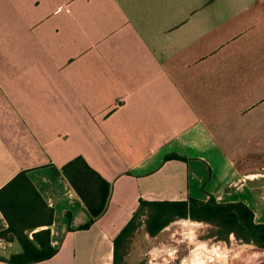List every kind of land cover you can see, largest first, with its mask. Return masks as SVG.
<instances>
[{
  "label": "crops",
  "instance_id": "obj_1",
  "mask_svg": "<svg viewBox=\"0 0 264 264\" xmlns=\"http://www.w3.org/2000/svg\"><path fill=\"white\" fill-rule=\"evenodd\" d=\"M263 106L264 0H0V188L28 170L55 208L31 264H114L141 200L264 198ZM78 155L112 185L84 229Z\"/></svg>",
  "mask_w": 264,
  "mask_h": 264
},
{
  "label": "trees",
  "instance_id": "obj_2",
  "mask_svg": "<svg viewBox=\"0 0 264 264\" xmlns=\"http://www.w3.org/2000/svg\"><path fill=\"white\" fill-rule=\"evenodd\" d=\"M182 158L177 153L167 158ZM63 171L89 208L92 218L80 226L89 228L106 209L111 182L95 169L83 155L63 165ZM0 210L9 226L0 236L17 239L22 251L5 260L13 264H31L52 258L58 248L52 243L55 208L51 206L29 176L22 170L0 188ZM179 218L206 221L216 227L214 236L227 240L231 234L247 244L264 249V221L256 219L255 210L243 200L220 201L190 196L183 200H141L133 216L115 238L114 264H126L127 244L137 230L157 235Z\"/></svg>",
  "mask_w": 264,
  "mask_h": 264
},
{
  "label": "rangeland",
  "instance_id": "obj_3",
  "mask_svg": "<svg viewBox=\"0 0 264 264\" xmlns=\"http://www.w3.org/2000/svg\"><path fill=\"white\" fill-rule=\"evenodd\" d=\"M225 150L230 153L227 147ZM248 200L257 220L264 221L262 193L255 192ZM215 232L213 224L192 218L176 219L155 236L142 225L127 244L126 264H254V255L262 248L244 243L233 234L221 239L214 236ZM245 258H252V262L246 263Z\"/></svg>",
  "mask_w": 264,
  "mask_h": 264
},
{
  "label": "flooded vegetation",
  "instance_id": "obj_4",
  "mask_svg": "<svg viewBox=\"0 0 264 264\" xmlns=\"http://www.w3.org/2000/svg\"><path fill=\"white\" fill-rule=\"evenodd\" d=\"M261 256L258 254V252L254 255V264H264V259L263 260H260V261H257L256 259H259ZM263 258V257H261ZM245 262L246 263H250L252 262V258H245Z\"/></svg>",
  "mask_w": 264,
  "mask_h": 264
},
{
  "label": "bare ground",
  "instance_id": "obj_5",
  "mask_svg": "<svg viewBox=\"0 0 264 264\" xmlns=\"http://www.w3.org/2000/svg\"><path fill=\"white\" fill-rule=\"evenodd\" d=\"M258 250H259L258 254L260 255V252H261L262 253L261 257H263L262 259H264V249H258Z\"/></svg>",
  "mask_w": 264,
  "mask_h": 264
},
{
  "label": "built area",
  "instance_id": "obj_6",
  "mask_svg": "<svg viewBox=\"0 0 264 264\" xmlns=\"http://www.w3.org/2000/svg\"><path fill=\"white\" fill-rule=\"evenodd\" d=\"M59 10H62V8H60Z\"/></svg>",
  "mask_w": 264,
  "mask_h": 264
}]
</instances>
